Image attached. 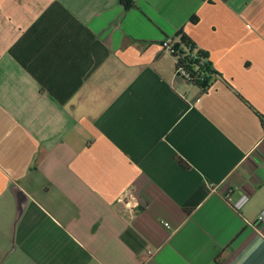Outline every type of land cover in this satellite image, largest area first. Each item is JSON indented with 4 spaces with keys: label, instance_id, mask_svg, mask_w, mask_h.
Wrapping results in <instances>:
<instances>
[{
    "label": "crops",
    "instance_id": "1",
    "mask_svg": "<svg viewBox=\"0 0 264 264\" xmlns=\"http://www.w3.org/2000/svg\"><path fill=\"white\" fill-rule=\"evenodd\" d=\"M129 1L0 0V264H264V0Z\"/></svg>",
    "mask_w": 264,
    "mask_h": 264
},
{
    "label": "trees",
    "instance_id": "2",
    "mask_svg": "<svg viewBox=\"0 0 264 264\" xmlns=\"http://www.w3.org/2000/svg\"><path fill=\"white\" fill-rule=\"evenodd\" d=\"M120 2L125 6L130 4L129 0H120ZM193 19L194 17H191V20ZM171 40L173 52L170 55L175 59V71L182 69L187 75L184 77L187 82L195 84L202 89L208 87L217 72L213 69L207 53L197 47L183 32L177 34V40L173 38ZM258 117L264 124V116L258 115ZM177 159L182 166L187 167V164L180 158Z\"/></svg>",
    "mask_w": 264,
    "mask_h": 264
},
{
    "label": "built area",
    "instance_id": "3",
    "mask_svg": "<svg viewBox=\"0 0 264 264\" xmlns=\"http://www.w3.org/2000/svg\"><path fill=\"white\" fill-rule=\"evenodd\" d=\"M161 48L163 49V51L167 52V53H172L173 52V46H172V40L171 38H167L164 39L161 43ZM175 74L177 76L182 77L184 80L187 75L184 72V70L182 69H178L177 71H175ZM223 199L229 203L234 209H240L243 204L247 201L248 197L243 194L240 195V197L237 200H232V189L227 190L224 194H223ZM257 220L259 222H264V208L258 213L257 215ZM166 226L168 225L167 223H164Z\"/></svg>",
    "mask_w": 264,
    "mask_h": 264
}]
</instances>
